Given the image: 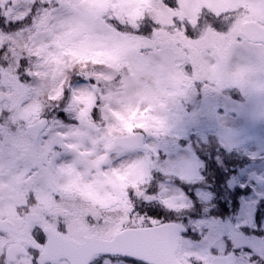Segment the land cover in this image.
Returning <instances> with one entry per match:
<instances>
[{"label":"rangeland","instance_id":"374dc122","mask_svg":"<svg viewBox=\"0 0 264 264\" xmlns=\"http://www.w3.org/2000/svg\"><path fill=\"white\" fill-rule=\"evenodd\" d=\"M246 21L264 27V0H0L1 191L17 201L24 188L7 187L30 177L38 210L77 241L168 222L188 228L182 264H208L217 235L213 255L264 264L230 235L264 240V46L241 37ZM239 67L252 73L243 87L229 80ZM205 130L248 156L208 174L214 191ZM136 131L144 148L108 150Z\"/></svg>","mask_w":264,"mask_h":264},{"label":"flooded vegetation","instance_id":"af4514ba","mask_svg":"<svg viewBox=\"0 0 264 264\" xmlns=\"http://www.w3.org/2000/svg\"><path fill=\"white\" fill-rule=\"evenodd\" d=\"M20 187L24 189L16 192L18 197L15 199L18 200L12 201V198L10 202L5 191H1L4 187L0 185V264H70L65 255L68 251L72 253V247L63 238L81 243L84 237L93 236H83L79 241L73 239L67 233V226L62 227V222L58 224L38 210L33 185L30 188L13 185L7 189H22ZM41 235L46 237L42 246L34 239ZM37 248L39 254L34 260ZM47 251L50 253H45ZM74 252L79 254L77 249Z\"/></svg>","mask_w":264,"mask_h":264},{"label":"water","instance_id":"95a60500","mask_svg":"<svg viewBox=\"0 0 264 264\" xmlns=\"http://www.w3.org/2000/svg\"><path fill=\"white\" fill-rule=\"evenodd\" d=\"M241 35L250 42L264 44V28L253 21L245 22L241 26ZM81 123V120H79ZM45 126V121L41 120L35 125L28 127L27 132L30 137H35ZM143 134L133 133L123 138H114L110 150L117 147L126 150L142 149ZM166 147V145H163ZM184 228L176 223H162L150 228L125 229L114 235L110 240L95 238H85L83 244L75 245L70 243L72 254L68 251L65 255L70 264H87L95 255L105 252L121 251L129 256H139L146 260L148 264H157L161 254H165L168 259L180 264L175 254L179 245L180 233ZM129 237H137L145 244H131ZM77 249L79 254L74 250ZM235 264L233 257H215L209 264H222L223 261Z\"/></svg>","mask_w":264,"mask_h":264},{"label":"snow or ice","instance_id":"6c2138e0","mask_svg":"<svg viewBox=\"0 0 264 264\" xmlns=\"http://www.w3.org/2000/svg\"><path fill=\"white\" fill-rule=\"evenodd\" d=\"M24 19H28V17H24ZM14 26V25H13ZM151 29H149L150 31ZM190 35V32H189ZM264 35V34H262ZM252 75L250 67H239L236 69L235 72L231 73V77H230V81L232 83H234L237 86L243 87L245 86L248 81L250 76ZM77 83H83V81H77ZM208 90V89H205ZM56 115L60 118V119H65L64 113L62 112H58L56 113ZM168 127H167V132H168ZM146 150H151V149H146ZM151 183V181H150ZM165 190H162V195L164 194ZM149 196H152L149 194ZM145 203H148V201H145ZM149 219H153L151 215H148ZM214 227L217 229V233L221 230H223L221 228V226L218 225H214ZM188 231V228L184 229L183 233H186ZM182 233V235H183ZM231 235V239L235 242V246L239 247L241 244H246L248 247H250L253 251H258L261 257H264V240H258V241H247L244 239V237L240 236L237 232L232 231L230 233ZM184 236V235H183ZM218 239L215 242L214 246H210L209 248L205 249L204 251L207 252L208 254H210L213 257H216L215 255H213V248H218L221 250V253L223 254V250L225 248V245L223 243H221L220 237L217 235ZM185 238V236H184ZM34 239L36 240V243L38 245H43L46 241V237L44 235L38 236V237H34ZM186 239V238H185ZM129 243L131 244H145V241L140 240L137 237H129L128 240ZM37 252V257H34V260L38 258V254H39V248L36 249ZM104 258L109 259L113 262L117 261V260H123L125 261V264H148V262L144 259H142L139 256H129L124 252L121 251H115V252H105L101 254ZM224 256V255H223ZM237 256L235 253H228L227 256L224 257H235ZM240 256H245L246 259V264H254V261L252 260V255L251 253L246 254V255H240ZM157 264H176V262L170 260L167 258V256L165 254H161L160 259L157 261ZM185 264H196V262L192 259L191 256L188 257V260L185 261ZM222 264H229V261L225 260L222 262Z\"/></svg>","mask_w":264,"mask_h":264},{"label":"trees","instance_id":"16d2710c","mask_svg":"<svg viewBox=\"0 0 264 264\" xmlns=\"http://www.w3.org/2000/svg\"><path fill=\"white\" fill-rule=\"evenodd\" d=\"M43 94L46 95L45 92ZM205 135H206V137L208 139L207 140V144H205L206 149L207 148H210V150H212L211 151L212 153L217 152V153L220 154V157L222 158V161L224 163V167L223 168L228 167V165H229V159L231 160V163L236 162L235 156L233 154L227 155V154L223 153V151L221 149H218L217 148V142H216V139H215L214 134L212 132L205 131ZM202 145H204V144H202L201 142H199V145L198 146H202ZM200 151H201V148H200ZM200 159L206 161L207 163H209L210 161H214L210 157L206 156L205 153L202 154L201 152H200ZM214 165L216 166V169L215 168H211L212 166L209 165V164H207L208 171H205V173L203 174V176H205L207 178V176H208L209 173H213V172H216L217 171L221 175V177H226L225 176L226 171H224V170L222 171V168L220 167V165H218V163L215 162ZM233 192L235 193V191H229V192L226 193V195H229L230 193H233Z\"/></svg>","mask_w":264,"mask_h":264}]
</instances>
